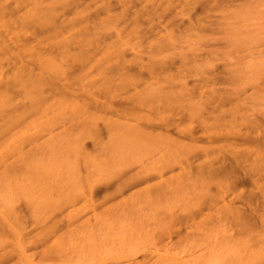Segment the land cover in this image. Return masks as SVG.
Here are the masks:
<instances>
[{"label": "rangeland", "instance_id": "374dc122", "mask_svg": "<svg viewBox=\"0 0 264 264\" xmlns=\"http://www.w3.org/2000/svg\"><path fill=\"white\" fill-rule=\"evenodd\" d=\"M77 1L72 6L69 2V6L67 5L65 9H61V6L56 4L61 9L58 12L59 8H56L57 16L63 19L59 22L63 23L64 19L70 22L69 18H77L79 11L86 8L89 10L83 9L86 12L83 18L84 21L89 20V22L85 21L86 23L83 24L84 26L89 24L86 28L89 29L90 26V29H85L80 20L78 28L82 27L80 30L83 31L77 30L76 27L72 32L68 31L69 34L65 32L67 36H74L78 34L75 31H80L78 36L81 38L83 35L81 36L80 33L85 34L86 30L90 31L89 34L98 35L96 38L101 37V40L95 41L99 42L97 44L100 46H95L102 48L103 43L104 46H108L117 39L118 42L120 40L132 42L133 38L129 41L127 35L134 26H139L137 32L140 31L141 39L133 37L135 42L136 39H140L142 45L138 40L141 46L135 45V48H131L134 46L133 41L130 43L131 47H127L128 49L125 47L127 51L123 50V56L126 54V58L123 57L124 62L122 61L123 66H121L125 70L123 74L127 72L125 76L128 78L130 76L131 81L132 78L133 81L136 79V84L134 83L133 87L132 83L127 82L124 91L129 90V92L122 91L119 86L120 83L124 85L122 83L125 82L126 77L114 71L107 74L113 69L107 64L109 67L105 66V70L108 72L104 71L107 77L111 80V77L117 75L118 77L114 78L122 79L121 82L116 81L119 84L114 82L118 88H115L111 82V87L117 91L110 90V87L109 93L112 91L110 96L113 95L111 98L109 93H105L108 90L105 91L102 86L100 89L103 90L99 91L105 95L91 92L92 86L91 88L88 86L87 89V86L83 87L80 82L81 75H86V73L80 75V70L84 66L79 67L81 63L74 61L76 62L74 67L70 57L71 61L67 59L66 63L73 65L75 69L72 68V73L76 71L74 73L79 78L77 76V79L75 78L76 74L71 73L69 66L70 74L67 78L73 79V83L79 81L78 85L74 84L76 85L74 87L69 79L68 83L67 78H62L59 81L65 80L67 83L60 84L58 81L57 86L60 88L57 86L54 88L58 92L61 91L59 96L58 92L51 89L49 92L54 91L56 94L47 92V95L49 93L50 98L51 94L59 98L61 94L62 96L70 94L73 98L76 97V93L82 91L77 92L80 84V89L82 87L83 91L87 89L84 94L94 93L92 95L95 98L101 99L100 103L109 100L104 103L113 105L112 108L109 107L110 109L101 106L96 109L94 101L98 102V100L92 98L94 100H91V103L93 102L95 110L100 107L103 109L97 112L93 111V107L90 108L92 113L98 115L100 113L99 116L106 114L107 118L118 120L120 114L124 115L128 112L130 114L127 113L125 116L129 115L130 117L127 118H131L133 110L141 113L140 110L147 116L150 113L158 115L159 117L155 116L156 118L151 116L156 119L154 122H151L152 118L149 116L147 117L149 120L142 117L139 121H144L142 122L144 124H140L147 131L159 134L163 138L164 136L170 140L172 138L177 140L176 143L180 141L177 147L185 143L188 146L185 144L180 146L186 147L184 154L187 151L188 155H184L180 163L176 161L177 164L167 166V161L164 162L166 159L164 160L165 157L160 154V150L165 155L169 148L174 147L168 145L169 148L165 149V152L163 146L166 148V145L162 144L164 143L162 141L159 143L161 146L159 152L156 150L158 143L157 146H153L155 149L152 144L151 147L148 145L149 148L143 144L145 147L142 149L143 145H140L138 149L144 152L140 150L138 152L137 149V155L134 153V156H130L132 154L130 153L128 156L129 153L125 150L130 152L128 144L126 142L127 145L123 144L124 140L118 136V142L116 141L117 137H114L116 135L111 134L106 127L105 119L104 121L101 119L103 122L99 121L100 125L96 126L98 137L96 133L95 137L84 139L82 144L83 139L80 138L83 137L79 138L76 134L80 132L82 136L81 131L84 130L80 128L78 131L75 125L74 130L72 124L58 123L44 126V129L51 127L47 130L38 128L44 131L37 133L39 136L30 135L33 140L26 138L28 140L26 141L23 133H28L25 129L28 127L27 131L31 134L33 130L36 133L38 129L35 130L31 126L29 130L28 124L25 123L24 126L27 127H24L23 133H21L23 127L21 130L17 129L23 124L15 125L14 129L19 132L17 130L14 132L13 129L9 130L10 132L5 131L8 128L5 129L7 123L0 118L2 119L0 122V264H264V0H127L128 2L81 0L78 4ZM6 2L0 4L7 6ZM9 2L11 1L8 0ZM12 3L13 0L10 5ZM105 5L111 10L107 9V6L105 8ZM76 10L78 15L76 13L77 16L74 17ZM19 11L17 15L22 14L24 8H20ZM138 18L139 25H135L134 22ZM6 20L10 21V17ZM111 20L113 22L108 26ZM43 31L45 32V29ZM41 32L39 29H32L27 32L28 37L27 33L24 34L26 37L23 36L27 41H31L29 45L32 43L34 45L36 42L39 45L38 39L42 37L38 34L44 37L47 33L52 34L48 31L46 34ZM13 34L16 37V33ZM23 36L21 40L26 44L27 41L22 39ZM86 36L87 34L84 35ZM10 37L11 35L8 37L9 45H12L14 50L16 48L18 50L16 46L22 44L21 41H18V44L16 42L15 46L13 42L11 43L12 37ZM93 37L90 38L92 41L97 40ZM160 40L164 43L166 41L169 45L167 46L166 43L161 45ZM154 41L156 47L152 44ZM118 42L117 44L120 45L121 42ZM73 43L75 45L76 42ZM49 45L40 47H44L47 53L50 50V54L55 52L52 56L60 51L57 46L55 47L57 52L52 51L54 48L50 49ZM121 46L123 48L124 45ZM71 47L70 51L73 50V54L81 48L75 50ZM96 47L95 49L90 47L92 51L89 50L95 52ZM157 48L160 50H156ZM102 49L105 50V47ZM94 52L91 54L94 55ZM80 53L81 51L77 54ZM97 54L94 56L100 57L103 50ZM56 56L55 58H60L58 57L60 52ZM24 58L16 59L21 62L28 60L27 64H31L30 58ZM9 60H5L6 63L2 62H4V71L10 73L11 68L13 67L14 70V65L17 66L18 62L16 63L15 59L11 62ZM154 60H157V63ZM158 62L162 65L152 67L154 63L158 65ZM92 63L96 62L92 61ZM92 63L81 71L87 72L91 68L90 72L88 71L90 79L98 77V74L99 79L100 73L95 70L97 68L103 70L104 67ZM117 63L118 61L112 62L111 66ZM119 63L118 67L116 65L117 68L120 67ZM146 65L147 67L151 65L152 70L146 69ZM33 72L38 73V70L34 69ZM91 72L97 75L92 76ZM84 79L87 80L86 76ZM100 79L102 80L99 81L102 82L103 78ZM66 84L74 87L76 92L72 91L73 88L66 87ZM95 88L93 87L92 91H98ZM63 89L65 93L62 92ZM66 89H70V93L66 92ZM113 90L120 94H114ZM139 91L144 93L141 94ZM18 92V90L13 92V95L22 100L23 106L27 105ZM137 92L140 96L147 92L149 96L151 95L150 98L152 97V104L154 102L155 105L159 102L167 105L165 101L169 98H165L166 96H169L171 101L168 106L159 103L161 110L158 111V106H153L157 109L150 108L152 104L149 103L148 106H144L149 102L147 99L145 104L134 101L131 97L139 96L131 95ZM165 93L166 100L162 101ZM80 94L77 98L85 99ZM89 94L84 96L87 99L88 96L90 97L88 103L92 96ZM174 101H176L175 106ZM21 103L17 105L21 107ZM17 105L14 106L15 109ZM152 112L156 113L152 114ZM121 117L122 119L119 120L121 122L124 119L125 122L130 121L128 119L126 121L124 116ZM2 122L6 124L3 125ZM71 128L73 134H69ZM76 130L78 132L75 137ZM17 133L18 135H15ZM21 135L24 137L23 140L20 139ZM24 140L25 142H22ZM79 143L80 146L82 144L83 150L78 148L79 145L77 149H73ZM192 145L196 147L195 150ZM70 150L74 152H69ZM176 151L179 152L177 149ZM174 153L176 155L175 151ZM130 157L133 158L129 159ZM134 157L139 160L135 158L133 161ZM176 157L174 159H178ZM161 160L166 167L160 165ZM159 165L162 168H159ZM222 168L224 171L226 168V172H231V175L226 176V172L222 173ZM210 169L217 172L212 173ZM63 174L65 177L69 176L70 180L64 178L68 183L62 180ZM215 174L218 175L217 178ZM85 177L94 179L93 189L89 185L88 178ZM86 184L89 187L88 185L86 187ZM79 192L82 194H78ZM227 206L231 211L226 208ZM164 246L168 248L165 249ZM167 249L172 251L170 255H166ZM154 251L157 252V256Z\"/></svg>", "mask_w": 264, "mask_h": 264}, {"label": "bare ground", "instance_id": "6f19581e", "mask_svg": "<svg viewBox=\"0 0 264 264\" xmlns=\"http://www.w3.org/2000/svg\"><path fill=\"white\" fill-rule=\"evenodd\" d=\"M7 1V2H6ZM11 2H12V0H10ZM72 1V0H71ZM70 0H59V1H57V0H13V3H15L14 5H13V3H12V5H10L11 4V2H9L8 3V0H5V1H0V3L1 2H6L8 5L6 6V4H0V118H2L6 123H4V122H2L3 123V125H5L6 124V126H5V129H6V127H8L5 131H11L12 129V131H14V130H17V129H19L20 128V130H21V127H23L22 129H23V131L21 132V133H23L24 132V127L26 128L27 126H24V124L26 123V124H28V126H29V130H30V127L31 126H33V129H38V128H41V129H44V126H51V125H57L58 123L60 124V125H66V124H69V125H73V127H74V125H75V127H76V129L79 131V129L80 128H83V132L81 131V133H82V136H80L81 134H79L80 132H78L77 130L75 131V133H74V135L76 134V132H78L76 135H77V137H78V135H79V138L80 137H83V138H80V139H83V140H81V143L83 144V142H84V139H86V138H90V137H92V136H96V133H97V137H98V127H96V126H99L100 125V123H98L99 121H101V119L104 121V119H105V121L104 122H106V127H108L109 128V132L111 133V134H113V135H116V136H114V137H121L123 140H124V142H123V144H125V142L128 144V147H129V150H130V152L127 150V149H125V147H124V149L127 151V153H129L128 154V156L130 155V153H132L130 156H134L133 154L135 153L136 155L138 154V152H139V150L140 149H138L139 147H140V145H143V144H145V146H147L146 148H149L148 147V145L150 146L151 144H152V147L154 146L155 147V145L157 146V143L159 144V143H161L162 141L164 142V143H162V144H164V145H166V148L163 146V151H165L166 152V150L169 148V146L172 148V147H174V148H172L175 152H176V155H175V153H174V151L172 150V149H170V151H169V149L167 150V152H166V154H165V152H164V154L165 155H167L168 153V156H165V155H163V152H162V150H160V154H162V156H164V157H162V159L164 158V162H166V164H167V166H168V164H170V166H172V165H174V164H177V162L176 161H178L179 163H180V161H182V159H183V157H184V155L186 156V155H188V152L186 151L185 152V154H184V151L186 150V147H182V146H184V144L182 145V144H180V145H182V146H180L179 145V147H177V144L178 143H180V141H178V143H176L177 142V140H174V139H172L171 138V140H170V138L168 139V137H166V136H164V138L161 136V135H159V134H155L154 132H152V131H147V129L142 125V124H144V123H142V122H144V121H142V122H140L139 121V119H142V117L144 118V119H148L147 117L149 116V117H154V118H156L155 116H158V115H154L153 113H156V112H152V114L154 115H151V113H150V115H146V114H143L142 113V111H140L139 110V112H141V113H138V112H136V111H134L133 110V113H131V115H132V117L131 118H129L130 116L129 115H127V116H129L128 118H127V116H125L126 114H124L125 112L123 111V114L124 115H121V116H124V118L126 117V121H127V119L128 120H130V121H127V122H125V119H124V121H119L120 119H122V117L119 115L118 117H119V119L118 120H115V119H112V118H107L106 116V111H104L105 113V116H102L103 114H101V116H99L100 115V113H99V115L97 114V113H92L94 110H95V108H94V106L96 105V109L98 108V106H101L102 108H106V109H110V108H112V106L113 105H111V106H109L107 103H104V102H106V101H109V100H104V101H102L101 103L99 102L101 99V96H97L98 95V93L100 92V94H102V95H105L104 93H101V91H99V90H103V89H105V91H106V89L108 90V92H105V93H109V89H110V87H111V82H113V85H114V82H115V84H117L116 83V81H120L121 82V80L119 79L118 80V78L116 79V78H114V77H116L115 75L113 76L112 74V76L113 77H111V80H113V81H111L110 80V78L109 77H107L108 75H106V73L108 72V70H105V66H108L107 64H109L110 65V67L109 68H113L114 69V67H116V65L121 61V63H119L120 65V69L119 68H117L118 67V65H117V67L113 70L112 68V71H110L109 73H107V74H110V73H112L113 71L114 72H116L118 75H121V73L123 74V73H125V70L121 67V66H123V60H124V58L123 57H125L126 56V54H125V56H123L124 55V52H123V50H125V52L127 51V49L129 48V46H130V43H132L133 41H134V43H136V42H138V40H139V42H140V37H139V32H137V28H138V30H139V23L137 22V21H139V18H138V20H136V22H134V24L136 25V24H138L137 26L138 27H136V26H134V29H132V31H130L131 33L129 34V35H127L128 36V39H129V41H130V39L131 38H133V39H131L132 40V42L130 41V42H124V41H122V42H124V44H122V42H121V40H120V42H118L117 40H119V39H117L116 41H112L113 43H111L110 42V45L108 44V43H106V44H108V46H104L105 44L103 43V46L105 47V50L104 49H102V48H104L103 46H102V43H101V46H102V48L100 47V48H98V47H96L95 45H97V46H100V45H98L97 43H99V42H95V41H99V39L101 40V37H99V39L98 38H96V36L98 37V35H94V34H89L90 33V31H87V30H89L90 29V26H88L89 27V29H87L86 28V26L87 25H89V24H87L86 26H84V24L83 23H86V22H89V20H85L84 21V18H85V13L86 12H84V10L83 9H85V11L86 10H89V9H86V8H83L82 10H81V12L79 11V15H78V6H76V11H74L75 13H74V17L75 16H77L78 15V17L77 18H73V19H75L74 21L72 20V18L69 20L68 19V21H70V22H67L66 21V19H64L65 21L63 22V23H60L59 21H63V19L61 20V16H57L58 15V12H60V10L61 9H65V7H68L69 6V2L70 3H72V4H70L71 6L72 5H74L73 3L74 2H76L77 0H75L74 2L72 1L71 2ZM81 1V0H80ZM80 1L78 2L77 1V4L78 3H80ZM104 1V0H103ZM125 1H127V0H125ZM60 2V3H59ZM128 2V1H127ZM125 3V5H127L128 3ZM64 5H62V4ZM59 5V7L61 6V9L57 6V5ZM10 5V6H9ZM68 5V6H67ZM12 7L13 9H10L9 7ZM15 6V7H14ZM57 6V7H56ZM108 8H107V7ZM24 8V11H22L21 13L22 14H19V15H17L18 14V11L20 10V8ZM63 7V8H62ZM17 10H16V9ZM56 8H59L58 10L56 9ZM80 8V7H79ZM87 8H89V7H87ZM105 8H107V9H110L109 8V6L108 5H105ZM81 9V8H80ZM79 9V10H80ZM21 10H23V9H21ZM111 10V9H110ZM17 11V12H16ZM58 11V12H57ZM83 11V12H82ZM20 12V11H19ZM109 12V11H108ZM76 13H77V15H76ZM87 13H89V12H87ZM60 14V13H59ZM87 17H88V14L86 15ZM7 17H10V21L9 20H6V18ZM58 17V18H57ZM84 17V18H83ZM86 17V18H87ZM136 18V17H135ZM59 19V20H58ZM82 19H83V21H82ZM137 19V18H136ZM80 20H81V22H82V25L85 27V29H87L86 31H85V34L82 32V33H80L81 34V36L82 37H84V35H86L87 34V36L86 37H84V38H80L78 35H79V32L80 31H83V30H80V28L82 29V27H80V28H78V26H79V23H80ZM58 21V22H57ZM72 21V22H71ZM110 23L108 24V26L111 24V22H113L112 20L111 21H109ZM108 23V22H107ZM106 23V24H107ZM113 24V23H112ZM14 25H17V26H14ZM81 24H80V26H82ZM107 26V25H106ZM77 27V28H76ZM3 29V31H2V29ZM18 28H20L19 30H17ZM50 28V29H49ZM74 28H76L77 30H80V31H75V32H77L78 34H75L76 36H78V37H76L75 35L73 36L72 34V36H67L66 35V33H70V32H68V31H71L72 32V29H74ZM32 29H39L40 30V32L41 33H44V34H46L47 32L46 31H48L49 33H52V34H46L47 36L46 37H44V36H42V34H38V36L40 37V35H41V37L42 38H36V40L39 42V45L40 44H43V45H49V44H52V45H55L53 48L50 46V49L52 48L53 50L52 51H56L57 49L58 50H60V51H58V53L60 52V56H58V57H60V58H55V56L58 54V53H56V55L54 54V56H52V54L53 53H55V52H53L52 54H50L49 52H51V50L47 53V52H45L46 50H44V47H40V46H43V45H37L36 43H34V45H33V43L32 44H30L29 45V42H31V41H27V39H25V37L27 36L28 37V33L32 30ZM45 29V32L43 31ZM46 29H48V30H46ZM69 29V30H68ZM65 30V31H64ZM28 32V33H27ZM66 32V33H65ZM87 32V33H86ZM89 32V33H88ZM13 33H16L15 35H16V37L14 36V34ZM27 33V35L25 36L24 34H26ZM38 33V32H37ZM36 33V34H37ZM129 33V32H128ZM31 34H33V32L31 33ZM34 34H35V32H34ZM99 34V33H98ZM131 34H132V37H131ZM9 35H11V43L12 44H16V42H17V44L21 41V43L22 44H16L15 46L16 47H18V50H17V48L14 50L13 48H12V45L10 46L9 44H10V42H8V37H9ZM25 37H24V36ZM88 35H90V36H88ZM93 35H94V37H93ZM100 35V34H99ZM125 35V36H126ZM24 37V38H22V39H24V40H26L27 42H26V44H23V40H21V37ZM32 36V35H31ZM37 36V35H36ZM37 36V37H38ZM133 36H135V38L136 37H138V38H140V39H136L137 41L135 42V40H134V37ZM140 36H141V34H140ZM15 37V38H14ZM87 37H89V39H87ZM92 37H93V39L94 38H96L97 40H95L94 39V41H92L91 39H92ZM130 37V38H129ZM16 39L17 38V40H15L14 41V39ZM91 38V39H90ZM125 39L127 40V37H125ZM122 40H124L123 38H122ZM19 41V42H18ZM160 41H162V40H160ZM33 42V41H32ZM73 42H79V43H75V45H74V43ZM115 42H116V44H117V42L118 43H120V45H116L115 44ZM137 43V44H134V43H132L134 46H130L131 48H135V45H137L138 47L139 46H141L142 45V41L140 42L141 43V45H139L140 43ZM159 42V41H158ZM158 42H156V43H158ZM168 42V41H167ZM24 43H25V41H24ZM28 43V44H27ZM73 43V44H72ZM80 43H81V45H80ZM127 43H129V44H127ZM154 43H155V41L154 42H152V44H153V46H155L154 45ZM161 43V45H163V44H165L166 43V41H165V43H164V41H162V42H160ZM160 43H158V44H160ZM163 43V44H162ZM170 43V42H169ZM72 44V45H71ZM112 44V45H111ZM126 44V45H125ZM167 44V43H166ZM165 44V45H166ZM20 45V46H19ZM74 46L73 48L71 47V46ZM77 45H80V47L81 48H83V50H81V48L80 47H77ZM88 45V46H87ZM90 45H93V46H90ZM121 45H124L123 46V48H122V46ZM161 45H157L158 47H160ZM169 44H167V46H168ZM37 46H39L40 47V49H39V47H37ZM57 46V49L55 48ZM83 46V47H82ZM92 47V48H94L95 49V47L97 48V50H101V52H102V50H103V56L101 55V54H99V56L100 57H98V56H94L95 54H97L99 51H97V50H95V52H94V55H92L91 53H93V52H91L92 50H91V48L90 47ZM14 47V46H13ZM70 47H71V49H75L76 50V48H80V50L78 49V51H77V53L79 52V51H81V53L80 54H73V50H71L70 51ZM86 47V48H85ZM127 49H126V48ZM156 47V46H155ZM46 48V47H45ZM164 48V47H163ZM163 48H161V50L163 49ZM42 49L44 50V51H42ZM48 49V48H47ZM89 51H88V50ZM159 48H157L156 50H158ZM17 50V51H16ZM49 50V49H48ZM160 50V49H159ZM158 50V51H159ZM16 51V52H15ZM73 51V52H72ZM163 51V50H162ZM57 52V51H56ZM72 52V53H71ZM76 52V51H75ZM90 52V53H89ZM97 52V53H96ZM71 53V54H70ZM73 54V55H72ZM70 55V56H69ZM72 55V56H71ZM98 55V54H97ZM28 57V59L30 58V61H31V64L30 63H28L27 64V62H28V60H25L26 61V63H24V62H21V60L24 58V57ZM8 57V58H7ZM57 57V56H56ZM72 59H71V58ZM11 62V61H14L13 59H15V60H17L16 58H18V59H21L20 61H15L16 63H17V66H15L14 65V70H12V68H11V71H10V73H9V71H4V62H5V60H7V59ZM11 58H12V60H11ZM126 58V57H125ZM25 59V58H24ZM69 60V61H71V60H73V61H71L72 63L74 62V61H76L78 64H80L79 65V67L80 66H82L83 67V69H81V70H84V69H86L85 67H87V66H90V64L92 63V61H95L96 63H92L93 65H96L97 64V66H99V67H101L102 65V68L104 67V69L102 70V69H100V68H97L95 71H99L98 73H100V78L102 77L103 78V81L101 82V81H99V80H102V79H98V77H99V74H98V77L97 76H95L94 74H96V73H93V72H91L92 73V76H95V77H97V78H95V77H91L93 80H91L90 79V77H89V72H90V69L86 72V70H85V72H82L80 69H78V70H80V75L83 73H86V81H85V76L84 75H81V85H83V87H86L87 89H88V86H90L89 88H91V86H92V88L94 87H96L95 88V90H98V91H92L93 89L91 88V92H98V93H95V94H97V95H95V96H97L100 100H98L97 98H95L92 94H94V93H91V94H89V92L88 93H83V92H87V89H85L86 91H83V87L80 89V84H79V88H78V90H77V92L79 91V90H82V91H79L80 93H83V94H80V93H76V94H74V95H76V97L74 96L73 98H71L72 96L70 95V94H67V95H69V97L66 95V96H62V94H61V97H56V96H54L55 94H56V92H58L57 90H55L54 88L57 86V83H58V81H59V79H66L68 76V74H70V72H69V70L71 69V73H72V66H70V63H66L67 61L66 60ZM71 59V60H70ZM138 59V58H137ZM153 59V58H152ZM139 60V59H138ZM2 61H4V62H2ZM118 61V63L116 64V65H112L111 66V64H112V62L114 63V62H117ZM123 61V62H122ZM137 60L135 59V61L134 62H136ZM157 61V60H156ZM155 60H154V62L155 63H157ZM76 62H74V67H76ZM125 62H126V59H125ZM160 62H162V61H160ZM160 62H158V65L156 64L155 65V63L153 64V66L152 67H154V66H161L162 64L160 63ZM6 63V62H5ZM13 63V62H12ZM15 63V64H16ZM138 63V62H137ZM137 63H135V64H137ZM14 64V63H13ZM69 64V65H68ZM142 64V63H141ZM7 65V64H6ZM101 65V66H100ZM137 65H139V64H137ZM151 65H152V61H151ZM151 65H150V67H151ZM70 68H69V67ZM92 66V65H91ZM96 66V67H97ZM140 67L141 68H144L143 67V65H140ZM149 66L147 67V65H146V69H150V70H152L151 68H150ZM4 68V69H3ZM68 68H69V70H68ZM78 68V67H77ZM89 68V67H88ZM93 68V67H92ZM108 68V69H109ZM34 69H35V71H37L38 70V73H34L33 71H34ZM73 69H75V68H73ZM94 69V68H93ZM110 69V70H111ZM148 69V70H149ZM123 70H124V72H123ZM94 71V70H93ZM104 71H106V73L104 72ZM74 72H76V71H74ZM73 72V73H74ZM72 73V74H73ZM90 73V74H91ZM5 74H8V76H6ZM74 74H76V73H74ZM73 74V75H74ZM79 75V76H80ZM97 75V74H96ZM124 75V74H123ZM125 75H127V72H126V74ZM124 75V76H125ZM76 76H77V74L75 75V78H76ZM89 77V80H88V77ZM122 76V75H121ZM120 76V77H121ZM129 76V75H128ZM69 77H71V75H69ZM78 77V76H77ZM118 77V76H117ZM126 77V76H125ZM73 78V77H72ZM71 78V79H72ZM79 78V77H78ZM122 78V77H121ZM128 77H126V80H129V78L131 79V77L129 76V78L127 79ZM69 78H67V82L70 80H68ZM77 79V78H76ZM75 79V80H76ZM95 79V80H94ZM98 79V80H97ZM116 79V80H115ZM73 80V79H72ZM72 80H70L69 82H72ZM74 80V81H75ZM97 80V81H96ZM125 80V82H126V84H125V82H123L122 84H124V85H121V83H120V86H119V88H121V90L122 91H124V89H125V87H127V82H128V84L129 83H132V85H133V87L135 86L134 85V83L136 84V79L133 81V78H132V81L131 80H129V81H126ZM99 81V82H98ZM124 81V80H123ZM60 82V81H59ZM62 82V84H63V82H65V80L63 81H61ZM61 82H60V84H61ZM67 82H65V83H67ZM68 82V83H69ZM76 82V81H75ZM96 82V83H95ZM97 82L99 83L98 84V88H97ZM64 83V84H65ZM73 83V82H72ZM78 83H79V81H78ZM78 83H73V86H74V84H76V85H78ZM102 83V84H101ZM59 84V83H58ZM101 84V85H100ZM119 84V83H118ZM68 84H66V87H70V85L69 86H67ZM75 85V86H76ZM99 85H100V87H99ZM132 85H128V86H132ZM61 86V85H60ZM62 86H64V85H62ZM71 86H72V84H71ZM74 86V87H75ZM101 86H102V88L103 89H100L101 88ZM122 86H124V87H122ZM58 87V86H57ZM74 87H70V88H73L72 89V91L74 90ZM105 87V88H104ZM114 87L116 88H118V86L117 85H114ZM114 87L112 88L111 87V89L110 90H112V89H114ZM58 88H60V87H58ZM67 88V89H68ZM54 90V91H56L55 93H54V91H52V92H49V90ZM62 89V88H61ZM66 89V92L67 91H69V93H70V89L69 90H67ZM77 89V88H76ZM126 89H128V88H126ZM19 91L18 93H20L19 94V96L21 97V95H22V98H23V102L25 103V101H26V103H27V105L25 106H23L22 105V100H19V99H17L14 95H13V92H15V91ZM59 90V89H58ZM114 90H116V89H114ZM114 90H113V93L115 94V93H119V92H114ZM75 92H76V90H74ZM90 91V90H89ZM117 91V90H116ZM119 91V90H118ZM47 92H49V93H52V94H54L53 96L55 97V98H53V96H52V94H51V98L49 97L50 96V94L48 93V95H47ZM59 92H61L60 90H59ZM59 92L57 93L58 94V96H59ZM63 93H65V90L63 89V91H62ZM74 92V93H75ZM112 92V91H111ZM110 92V93H111ZM121 92V91H120ZM124 92H127V91H124ZM128 92H129V90H128ZM127 92V93H128ZM140 92V91H139ZM139 92H137L136 94L135 93H133L131 96H133V95H136V96H139V97H131V98H133V100L134 101H136L137 103H146L145 101H147V100H149V102H147V104H145L144 106H148L149 104H152V97L150 98V96H149V94H147V92H145V94L147 95V96H149V98L145 95V94H143V96L141 95L140 96V93L141 92H143L144 93V91H141L140 93ZM22 93V94H21ZM110 93L108 94L109 96H110ZM112 93V94H113ZM123 93V92H122ZM78 94H80L81 96L83 95V98H85V99H82V97L81 98H77V96H78ZM92 95L91 96V99H90V101H89V103H90V105H92L91 107H90V105H89V103H88V99L90 98L89 96H88V99H87V97H84V96H87V95ZM111 94V95H112ZM116 94V95H117ZM120 94V93H119ZM139 94V95H138ZM142 94V93H141ZM170 94V93H169ZM168 94V95H169ZM64 95V94H63ZM115 95V96H116ZM167 94L165 93L164 95H163V99H164V96H166ZM71 96V97H70ZM113 96V95H112ZM112 96H110V98L112 97ZM114 96V97H115ZM144 96H146L145 98H144ZM170 96L172 97V95L170 94ZM104 97V96H103ZM106 97V96H105ZM108 97V96H107ZM106 97V98H107ZM92 98H95V99H97L98 100V102L97 101H94V106H93V102L91 103V100H94V99H92ZM109 98V99H110ZM136 100H135V99ZM165 98H169L168 99V101H165L166 99H164V100H162V101H165L166 103L165 104H167V105H164V103L162 104L161 102H159V101H156V102H159V103H161L160 105H164V106H168V103H169V101H171V98L169 97V96H166ZM147 99V100H146ZM18 100H19V102L21 103V107H19L17 104L19 103L18 102ZM156 100V99H155ZM173 100H175L174 98H173ZM154 101V100H153ZM111 102V101H110ZM175 102L176 101H174V106L176 105L175 104ZM134 103V102H133ZM149 103V104H148ZM159 103H157L156 105H155V103L153 102V104H152V106L150 105V108L151 107H153V106H158V109L157 108H155V107H153V109H157L158 111H160L161 109H159V108H161V106L159 105ZM171 103V102H170ZM172 103H173V101H172ZM110 104V103H109ZM112 104V103H111ZM142 104L140 105V106H142ZM18 106V107H16V109H15V107L14 106ZM136 105H138V104H136ZM169 105H173V104H169ZM139 106V105H138ZM139 106V107H140ZM160 106V107H159ZM26 107V108H25ZM93 107V108H92ZM100 107V109H101V111L103 110L102 108ZM110 107V108H109ZM170 107V106H169ZM168 107V108H169ZM173 107V106H172ZM13 108V109H12ZM19 108H21V111H20V109ZM90 108H92L93 109V111H91V109ZM167 108V107H166ZM100 109H98V110H100ZM16 110H19V111H16ZM98 110H95V111H97V112H100V111H98ZM111 111V110H110ZM108 112V111H107ZM130 112V111H129ZM132 112V111H131ZM150 112V111H149ZM148 112V113H149ZM162 112L164 113V111L162 110ZM101 113H103V112H101ZM135 113H137V114H135ZM147 113V114H148ZM128 114H130V113H128ZM135 114V115H134ZM139 114H141V116L139 115ZM142 115H145V116H142ZM117 116V115H116ZM163 116V115H162ZM162 116H161V118H162ZM104 117H106V118H104ZM118 117H116V118H118ZM121 117V118H120ZM151 117V118H152ZM159 117V116H158ZM115 118V117H114ZM154 118H152L151 119V122H154L156 119H154ZM165 117H163V119H164ZM2 119L0 120V122L2 121ZM149 120V119H148ZM148 120L146 121V122H148ZM103 121H101V122H103ZM131 121H133V122H131ZM135 121V122H134ZM75 122H77L76 124H75ZM79 122V123H78ZM150 122V121H149ZM62 123H64V124H62ZM97 123H98V125H97ZM140 123H142V124H140ZM11 126V128H10V126ZM13 124H14V126H13ZM18 125L19 126V124H23V125H21V126H19L17 129H14V127H15V125ZM25 124V125H26ZM78 124H80V126H78ZM105 124V123H104ZM77 126L79 127V128H77ZM13 127V128H12ZM36 127V128H35ZM43 127V128H42ZM75 127H74V130H75ZM10 128V129H9ZM32 128V127H31ZM51 127H48L47 129H50ZM97 128V129H96ZM27 129H28V127L25 129L26 131V133H28V134H24L23 133V135L25 136V140L26 141H28L29 139H32L33 140V138H31V137H33V136H36V135H38L39 136V134L41 133V131H44V130H47L46 128L44 129V130H41V129H38L37 131H36V133L34 132V130H33V133L31 134L30 133V131H27ZM32 130H31V132H32ZM39 130H40V132H39ZM70 130V129H69ZM71 130L72 131H70L69 132V134H73L72 132H73V128H71ZM9 131V132H10ZM14 132H16V131H14ZM17 132H19V130H17ZM37 133H39V134H37ZM67 133V132H66ZM34 134V135H33ZM36 134V135H35ZM110 134V135H111ZM15 135H18V133L17 134H15ZM20 135V134H19ZM23 135H21V137L20 136H18V137H20V139H22L23 140ZM30 135H31V137H30ZM76 135H75V137H76ZM41 137V136H40ZM75 137H74V139H75ZM96 137V138H97ZM113 137V136H112ZM118 137H117V139H116V141L118 142ZM28 140H27V139ZM35 138V137H34ZM79 138L76 140L77 141V143L79 142L78 140H79ZM93 138V137H92ZM95 138V139H96ZM18 139V138H17ZM163 139V140H162ZM167 141H166V140ZM25 140L24 141H22V142H25ZM120 140V139H119ZM174 140V141H173ZM20 141V140H19ZM83 141V142H82ZM112 141H114V138H113V140ZM122 141V140H121ZM166 141V142H165ZM31 142V141H30ZM74 142H75V140H74ZM76 143V142H75ZM74 143V144H75ZM82 144H81V146H82ZM122 144V143H121ZM122 144V145H123ZM127 144H125V145H127ZM154 144V145H153ZM79 145V146H78ZM169 145V146H168ZM77 146H78V148L80 149V148H82L81 146H80V143L79 144H77L76 145V147H73V149H77ZM114 146H116V144H114ZM144 145L141 147L142 149H143V147H145ZM160 146V144L157 146L158 147V149H156L158 152H159V148L161 147H159ZM176 146V147H175ZM185 146H188V145H186L185 144ZM193 147H194V145H192ZM112 147V146H111ZM119 147V146H118ZM127 147V146H126ZM151 147V146H150ZM153 147V148H154ZM156 147V148H157ZM181 147V148H180ZM192 147V148H193ZM69 148V147H68ZM121 148H123V146L121 147ZM153 148H150L151 150L153 149ZM182 148H184V149H182ZM190 150H191V147L189 146L188 147ZM71 149V148H70ZM78 149V150H79ZM108 149V148H107ZM138 149V150H137ZM155 149V148H154ZM166 149V150H165ZM176 149L179 151V152H177L176 151ZM189 149H188V151H189ZM196 149V147H194V150ZM78 150H76V151H78ZM80 150H83V148L82 149H80ZM136 150L138 151L137 153H136ZM147 150V149H146ZM172 150V151H171ZM251 150V149H250ZM249 150V151H250ZM72 150H70L69 152H71ZM117 151H119V150H117ZM126 151H124V153H126ZM141 152H144V150L142 151V150H140ZM152 151H155V150H152ZM181 151H183V152H181ZM248 151V152H249ZM252 151V150H251ZM9 152H11V150L9 151ZM68 152V153H69ZM72 152H74V150L72 151ZM80 152V151H79ZM146 152H148V150L146 151ZM254 152V151H253ZM115 153V152H114ZM121 153H123V150H122V152ZM120 153V154H121ZM174 153V154H173ZM179 154V156H178V154ZM181 153H183V155H180ZM187 153V154H186ZM190 153V152H189ZM119 154V155H120ZM159 154V155H160ZM127 155V154H126ZM140 155V154H139ZM138 155V158L140 157ZM173 155H175V157L177 156L178 157V159H174L175 157L173 156ZM116 156V155H115ZM114 156V157H115ZM120 156H122V154L120 155ZM242 156H246V155H242ZM119 157V156H118ZM166 157H169V158H166ZM176 157V158H177ZM122 158V157H121ZM133 158V157H132ZM131 157L129 158V159H132ZM135 158H136V160L138 159L137 157H134V159H133V161L135 160ZM186 158V157H185ZM123 159V158H122ZM140 159V158H139ZM138 159V160H139ZM168 159V160H167ZM115 160H116V158H115ZM124 160H126L125 158H124ZM175 160V161H174ZM123 161V160H122ZM162 162V163H161ZM161 162H160V165H162V167L164 166V165H166V164H163L164 162H163V160H161ZM174 163V164H173ZM67 165V164H66ZM159 165V168H162L161 166ZM211 166V165H210ZM164 167H166V166H164ZM163 167V168H164ZM156 168H158V167H156ZM183 168V167H182ZM212 169V168H211ZM210 169V170H211ZM224 168H222L221 170H222V173H224V172H226V168H225V171L223 170ZM228 169V168H227ZM218 170V169H217ZM233 170V169H232ZM70 171V170H69ZM68 171V172H69ZM73 171V170H72ZM212 171V173H216L217 171H214L213 172V170H211ZM234 171V170H233ZM67 172V173H68ZM221 173V172H220ZM227 173V174H226ZM225 174H226V176H229V175H231L230 173L231 172H226ZM229 173V174H228ZM69 174V173H68ZM218 174V173H217ZM69 175H71V174H69ZM73 175V174H72ZM217 176L218 175H216L215 174V177L217 178ZM67 177V176H66ZM65 176H64V174H63V176H62V180L64 181L65 179L64 178H66ZM69 177V176H68ZM67 177V178H68ZM72 178V177H71ZM86 179L88 178V177H85ZM69 180H70V178H68ZM93 179V178H92ZM91 179V177H90V179L88 178V181H89V185L92 187H90L91 189H93L94 188V185H93V183H94V179L92 180ZM62 181V182H63ZM67 183H68V180H65ZM70 182V181H69ZM86 182H87V180H86ZM88 183V182H87ZM96 184V183H95ZM87 185L88 184H86V187H87ZM89 185H88V187H89ZM84 187V186H83ZM82 188V187H81ZM84 189V188H83ZM91 189L89 190L88 189V191H91ZM86 190H87V188H86ZM79 191V190H78ZM77 192V191H76ZM82 192V191H81ZM77 194V193H76ZM78 194H82V193H78ZM86 195V194H85ZM84 195V196H85ZM83 198H86V197H83ZM90 199V198H89ZM88 200V199H87ZM91 200V199H90ZM229 200V199H228ZM84 201V200H83ZM89 201V200H88ZM86 202V201H85ZM89 202H91V201H89ZM226 202V201H225ZM76 205V204H75ZM233 207V206H232ZM72 208V207H71ZM223 208H225V207H223ZM226 208H228V206L226 207ZM69 209H70V207H69ZM229 209V208H228ZM73 210V209H72ZM230 210V209H229ZM75 211V210H74ZM73 211V212H74ZM231 211V210H230ZM92 213H93V210H92ZM90 214H88V216H89ZM93 217H94V215H93ZM92 219V218H91ZM166 246V245H165ZM164 246V247H165ZM166 248H168V247H165V249ZM157 250V249H156ZM162 251H163V249H161ZM160 250V251H161ZM168 250V249H167ZM166 250V251H167ZM159 251V253H161ZM170 251V252H169ZM152 252V251H151ZM154 253L156 254L157 252H155L154 251ZM153 253V254H154ZM158 253V254H159ZM170 253H172V251L169 249L168 250V252L166 253V255L167 254H169L170 255ZM149 255V254H148ZM150 255H152V254H150ZM173 255V254H172ZM175 255V254H174ZM173 255V256H174ZM147 256V255H146ZM156 256H157V254H156ZM159 256V255H158ZM148 257V256H147ZM154 257V256H153ZM166 257V256H165ZM172 257V256H171ZM170 258V257H169ZM177 257L175 256L174 257V259H176ZM173 259V258H172ZM136 260V259H135ZM180 262V261H179Z\"/></svg>", "mask_w": 264, "mask_h": 264}]
</instances>
